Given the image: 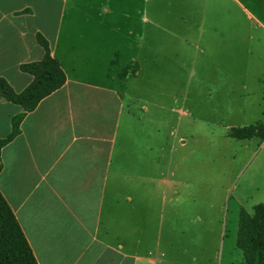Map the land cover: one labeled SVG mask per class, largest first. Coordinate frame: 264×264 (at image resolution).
Masks as SVG:
<instances>
[{
  "label": "crops",
  "instance_id": "0c3cea01",
  "mask_svg": "<svg viewBox=\"0 0 264 264\" xmlns=\"http://www.w3.org/2000/svg\"><path fill=\"white\" fill-rule=\"evenodd\" d=\"M152 1L0 0V78L16 93L32 82L19 67L42 59L37 34L66 76L0 154V193L37 264L225 263L228 205L244 209L234 185L219 195L179 127L116 85L128 65L140 76ZM20 113L0 97V140Z\"/></svg>",
  "mask_w": 264,
  "mask_h": 264
},
{
  "label": "rangeland",
  "instance_id": "374dc122",
  "mask_svg": "<svg viewBox=\"0 0 264 264\" xmlns=\"http://www.w3.org/2000/svg\"><path fill=\"white\" fill-rule=\"evenodd\" d=\"M149 12L159 27L154 43L138 52L140 76L132 79L136 66L128 65L116 85L179 127L187 153H201L203 181L219 195L234 185L251 213L264 205V148L256 152L260 141L227 135L233 127L264 125V0H153ZM228 210L224 264L232 248L239 253L234 202Z\"/></svg>",
  "mask_w": 264,
  "mask_h": 264
},
{
  "label": "trees",
  "instance_id": "16d2710c",
  "mask_svg": "<svg viewBox=\"0 0 264 264\" xmlns=\"http://www.w3.org/2000/svg\"><path fill=\"white\" fill-rule=\"evenodd\" d=\"M37 44L43 49V57L38 62L23 64L22 73L32 77V82L20 93H16L6 80L0 78V97L7 103L19 106L22 113L11 120V132L0 140L2 148L20 133V123L27 113L38 103L60 89L66 76L59 62L50 54L48 42L40 34ZM228 138L236 141L258 140L264 142V125L233 127ZM2 163L0 158V172ZM235 244L243 257V264H264V205H256L249 213L241 209L238 215ZM0 264H37L32 250L9 205L0 193Z\"/></svg>",
  "mask_w": 264,
  "mask_h": 264
}]
</instances>
